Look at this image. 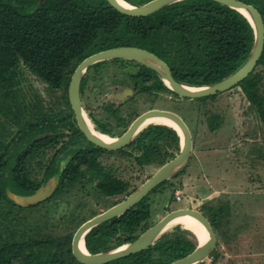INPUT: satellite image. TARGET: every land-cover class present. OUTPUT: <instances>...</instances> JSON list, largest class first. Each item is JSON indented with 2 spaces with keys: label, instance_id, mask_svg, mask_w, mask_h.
I'll use <instances>...</instances> for the list:
<instances>
[{
  "label": "trees",
  "instance_id": "1",
  "mask_svg": "<svg viewBox=\"0 0 264 264\" xmlns=\"http://www.w3.org/2000/svg\"><path fill=\"white\" fill-rule=\"evenodd\" d=\"M125 1L136 5L146 0ZM244 1L253 3L264 21V0ZM253 42L254 29L247 16L216 0H178L143 16L124 14L107 0H0V264H85L73 255L72 236L81 222L101 211L98 207L91 214H80L78 207L86 204V197L106 208L143 182L131 173L132 165L159 167L179 152V133L161 122L146 123L117 149H105L87 139L68 98L72 72L83 58L117 45H137L164 59L178 81L201 86L237 70ZM26 71L46 85L45 93H28L23 86ZM134 81L138 91L123 103L117 105L111 98L93 108L88 100L91 94L97 100V94L111 93ZM235 87L264 122V46L255 66L231 88ZM219 93L182 96L155 69L124 57L90 64L80 85L82 104L93 127L110 136L124 131L140 112L137 105L128 104L134 99L147 101L148 107L179 112L166 104L203 101ZM209 124L213 128L211 118ZM184 168L158 183L127 211L91 227L84 235L86 248L103 251L138 237L155 222L151 194L167 186L173 191L171 179ZM53 175L58 178L53 192L38 203L21 206L7 194L8 189L32 193ZM74 198L73 210L67 216L59 214L60 220L70 218L72 225L65 231H52L56 208ZM173 198L170 195L171 202ZM39 206L45 208L32 221L19 214ZM200 210L219 233L225 206L206 202ZM47 229L50 232H43ZM197 243L192 230L175 222L142 250L101 264H168L191 252ZM219 254L217 240L209 254L211 264Z\"/></svg>",
  "mask_w": 264,
  "mask_h": 264
},
{
  "label": "rangeland",
  "instance_id": "2",
  "mask_svg": "<svg viewBox=\"0 0 264 264\" xmlns=\"http://www.w3.org/2000/svg\"><path fill=\"white\" fill-rule=\"evenodd\" d=\"M25 73L23 86L28 93H45L46 85L30 72ZM126 88L130 90V87ZM121 91L119 89L117 93ZM96 97L97 100L91 94L88 99L93 108L108 100L104 93ZM128 104L132 108L137 105L138 111L150 106L147 101L137 99ZM166 105L178 108V113L187 120L193 143L184 170L171 179L175 187L173 191L167 186L151 194L152 220L157 221L175 207L200 209L206 202L221 203L226 212L222 228L217 233L220 254L214 264H264V122L239 87L203 101L186 99ZM209 118L214 123L213 128ZM116 160L120 161V157ZM157 168L132 165L130 171L144 181ZM172 194L174 198L171 202ZM96 201L95 198L86 197V204L78 207L79 213L87 215L98 207L100 210L105 208ZM76 203L75 198L69 203L61 202L53 213L56 229L52 231H65L72 225L70 218L60 220V217L67 216ZM62 206L66 207L64 212ZM44 208L25 209L19 214L28 215L32 221L34 215H39ZM43 232L48 233L50 230ZM204 261V264H211V257Z\"/></svg>",
  "mask_w": 264,
  "mask_h": 264
},
{
  "label": "water",
  "instance_id": "3",
  "mask_svg": "<svg viewBox=\"0 0 264 264\" xmlns=\"http://www.w3.org/2000/svg\"><path fill=\"white\" fill-rule=\"evenodd\" d=\"M107 1L114 8L124 14L131 16H143L178 0H146L136 5L130 4L127 1H125L127 5L121 4L118 0ZM216 1L238 9L247 16L254 29L253 47L246 61L233 73L219 81L201 86L182 83L174 78L170 66L164 59H162L153 51L137 45H117L93 52L83 58L72 72L68 85V98L79 129L92 143L105 149H117L122 147L133 138L136 132L141 128L142 124L149 117L153 116H160L173 121L175 126L172 127H174L180 135V149L174 157L160 165L138 187H136L121 200L102 209L78 225L72 236L71 247L73 255L79 261L85 264H101L112 259L140 251L154 242L155 239L173 221V219L180 214H189L197 219L205 228L206 237L203 241H198L196 247L191 252L170 261L168 264H194L201 260H207L209 258L210 252L215 247L217 234L208 217L198 208L191 206H180L165 212L164 215H162L157 221H155L132 241L98 252H90L86 248L84 235L91 227L106 219L127 211L143 197H145L158 183L171 177L180 168L186 165L191 155L193 140L191 130L187 122L178 112L169 108L151 107L140 112L135 118H133V120L122 133L117 136H113L112 140L106 141L105 139L95 135L87 125V121L90 122V120L82 104L80 85L83 75L90 64L104 59L124 57L135 59L155 69L166 85L172 91L182 96L193 98L203 97L223 92L231 88L252 70L261 55L264 46V21L260 11L253 3H249L244 0ZM128 93L129 89H125L120 93H116L115 96L121 98ZM43 135L45 134H41L39 136ZM57 180V176L53 175L34 192L29 194L15 193L9 189L7 190V194L18 205H32L49 197L55 188Z\"/></svg>",
  "mask_w": 264,
  "mask_h": 264
},
{
  "label": "bare ground",
  "instance_id": "4",
  "mask_svg": "<svg viewBox=\"0 0 264 264\" xmlns=\"http://www.w3.org/2000/svg\"><path fill=\"white\" fill-rule=\"evenodd\" d=\"M121 4L123 5H127V3L125 2V0H118ZM148 122H161V123H165L168 124L170 126H175V123L167 118L164 117H160V116H153V117H149L143 124L145 125ZM87 125L89 127V129L98 137L105 139L106 141H110L113 139V136L104 134L98 130H96L92 124L87 121ZM141 126V127H142ZM172 222H180L181 224H183L185 227L189 228L190 230H192L197 238L198 241L201 242L205 239L206 237V230L203 227V225L197 220L195 219L193 216L189 215V214H180L178 216H176ZM171 222V223H172ZM170 223V224H171Z\"/></svg>",
  "mask_w": 264,
  "mask_h": 264
},
{
  "label": "flooded vegetation",
  "instance_id": "5",
  "mask_svg": "<svg viewBox=\"0 0 264 264\" xmlns=\"http://www.w3.org/2000/svg\"><path fill=\"white\" fill-rule=\"evenodd\" d=\"M126 87H130L129 93L126 94L125 96L121 97V98H116V99H115V97H116L115 94L117 93V91H118L119 89H122V91H123V90L127 89ZM86 90H87V89H86ZM122 91H121V92H122ZM137 91H138V88L136 87V81H134V82H132L131 84L126 85V86H123V85H122V86H118V87L115 88L114 91H112L110 94L107 93L106 96H107L108 99L113 98L114 101L116 102V104L118 105V104H120V103H123V102L126 100L127 97H129L130 95L136 93ZM158 93H160V94H164L163 91H158ZM99 94H102V93H99ZM104 94H105V93H104ZM102 95H103V94H102ZM104 102H106V101H104ZM102 103H103V102H102ZM152 107H161V106H152ZM148 108H151V107H148ZM148 108H146V109H148ZM162 108H165V107H162ZM146 109H145V110H146ZM91 110H93V109H91ZM142 111H144V110H142ZM142 111H140V112H142ZM140 112H139V113H140ZM86 113H87V112H86ZM139 113H138V114H139ZM138 114H137V115H138ZM137 115H136V116H137ZM87 116H88V114H87ZM136 116H135V117H136ZM135 117H134V118H135ZM88 118H89V117H88ZM89 120H90V119H89ZM132 120H133V119H132ZM132 120H131V121H132ZM131 121H130V122H131ZM90 122H91V120H90ZM130 122H129V123H130ZM91 124H92V122H91ZM128 125H129V124H128ZM92 126H93V125H92ZM125 129H126V128H125ZM122 132H123V131H122ZM122 132H121V133H122ZM118 135H119V134H118ZM115 136H117V135H115Z\"/></svg>",
  "mask_w": 264,
  "mask_h": 264
},
{
  "label": "built area",
  "instance_id": "6",
  "mask_svg": "<svg viewBox=\"0 0 264 264\" xmlns=\"http://www.w3.org/2000/svg\"><path fill=\"white\" fill-rule=\"evenodd\" d=\"M179 197V196H178Z\"/></svg>",
  "mask_w": 264,
  "mask_h": 264
}]
</instances>
